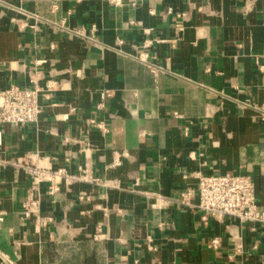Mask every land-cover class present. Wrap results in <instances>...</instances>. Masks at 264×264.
<instances>
[{
  "label": "crops",
  "instance_id": "crops-1",
  "mask_svg": "<svg viewBox=\"0 0 264 264\" xmlns=\"http://www.w3.org/2000/svg\"><path fill=\"white\" fill-rule=\"evenodd\" d=\"M11 86L41 113L0 124V264H264V225L194 207L199 175L231 174L264 209V121L241 105L264 108V0H0ZM34 156L92 179L40 184V230L12 165Z\"/></svg>",
  "mask_w": 264,
  "mask_h": 264
},
{
  "label": "built area",
  "instance_id": "built-area-1",
  "mask_svg": "<svg viewBox=\"0 0 264 264\" xmlns=\"http://www.w3.org/2000/svg\"><path fill=\"white\" fill-rule=\"evenodd\" d=\"M108 4L114 7L124 5V0H105ZM131 6L136 3L132 2ZM170 11V10H169ZM75 33V32H74ZM75 34L78 35L76 32ZM90 41H94L92 38ZM121 44V42H119ZM151 44L146 41L143 46L146 48ZM54 48V45L51 46ZM134 58L146 64L153 74L160 71L154 68L147 61V54L140 53ZM257 63V62H256ZM262 70L263 66H259ZM40 89L34 87L23 89L18 86H11L7 90L0 91V124L10 125H26L34 124L38 121L41 113L39 104ZM109 96V91L100 93V101L96 108L103 107V101ZM242 106L253 110L261 121H264V108L254 106L250 103H242ZM96 127L102 132H106V128L101 124H96ZM37 158V156H34ZM119 164V162L117 163ZM13 166L20 168L30 178V188L28 190L27 200L24 204L23 215L29 217L35 216V229L40 230L49 222L39 215V196L38 189L40 184H48V195L53 196L59 191L61 180L64 181H92L88 170H81L78 175H69L64 169H53L50 160L37 158L35 161L22 160L12 163ZM190 192L186 191L181 196V203L189 206L187 200L190 197ZM200 210L203 215L201 220L206 222L208 217H232L239 222H247L251 224L264 225V209L259 208L255 200L254 185L250 178L242 175H199L197 184V203L194 206ZM217 240L212 241V246L216 247Z\"/></svg>",
  "mask_w": 264,
  "mask_h": 264
}]
</instances>
